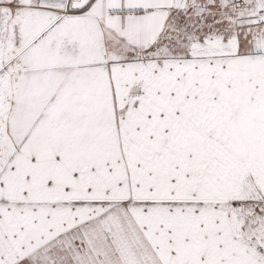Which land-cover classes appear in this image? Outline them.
I'll list each match as a JSON object with an SVG mask.
<instances>
[{
	"label": "snow or ice",
	"instance_id": "1",
	"mask_svg": "<svg viewBox=\"0 0 264 264\" xmlns=\"http://www.w3.org/2000/svg\"><path fill=\"white\" fill-rule=\"evenodd\" d=\"M0 264H264V0H0Z\"/></svg>",
	"mask_w": 264,
	"mask_h": 264
}]
</instances>
